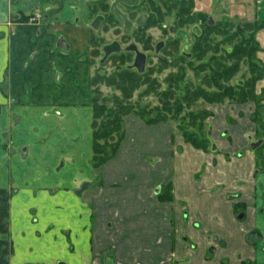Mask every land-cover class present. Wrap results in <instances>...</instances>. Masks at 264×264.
I'll list each match as a JSON object with an SVG mask.
<instances>
[{
  "label": "crops",
  "instance_id": "0c3cea01",
  "mask_svg": "<svg viewBox=\"0 0 264 264\" xmlns=\"http://www.w3.org/2000/svg\"><path fill=\"white\" fill-rule=\"evenodd\" d=\"M90 1L0 0V264H264V102L209 105L208 151L127 115L93 166ZM243 2L264 69V0Z\"/></svg>",
  "mask_w": 264,
  "mask_h": 264
},
{
  "label": "trees",
  "instance_id": "16d2710c",
  "mask_svg": "<svg viewBox=\"0 0 264 264\" xmlns=\"http://www.w3.org/2000/svg\"><path fill=\"white\" fill-rule=\"evenodd\" d=\"M171 1L179 5L176 6V17L179 18L180 24L190 22L189 16L193 17L192 21H201L200 34H194L191 45V57L199 61L194 72L197 83L180 85L182 72L169 79V86L166 89L157 92L156 81L151 80L146 72H132L124 69L106 77L100 74L92 75L91 85L94 88L91 90V164L93 166L105 163L116 153L124 136V118L127 115L138 116L148 124L160 121L175 123L176 131L182 135L186 143L196 149L208 151L211 143L207 129H204V123L212 112L206 108L195 111L191 107L199 100L212 104L226 100L240 103L254 101L256 97L259 99L255 92V85L262 77L263 66L256 58L259 51L256 33L262 23L256 20V22H243V25H238L237 28L242 33L249 32L251 35L247 34L248 36L234 44L232 50L226 51L222 56H211L205 61L209 50L216 51L210 44L211 34L221 32L217 30L216 24L211 25L212 22L208 21L206 14L196 12L191 15L192 0ZM91 2L94 3V6L89 3L91 14L95 15L97 13L95 5L99 1ZM100 6L102 10L107 8L104 2ZM182 13L184 14L180 16ZM241 63H248L252 76L235 85L228 84L239 71ZM99 82L112 85L119 90L120 95L101 97L97 88ZM142 85H145L142 90L144 93H155L159 100L158 105H142L138 101L131 100L133 92Z\"/></svg>",
  "mask_w": 264,
  "mask_h": 264
},
{
  "label": "rangeland",
  "instance_id": "374dc122",
  "mask_svg": "<svg viewBox=\"0 0 264 264\" xmlns=\"http://www.w3.org/2000/svg\"><path fill=\"white\" fill-rule=\"evenodd\" d=\"M111 1L112 0H102L101 2L99 1L98 3H96L95 12L100 13V9L98 7L100 6V4H102V2L106 3L108 6ZM149 1L151 3H149L150 9H148V11L150 12L148 13L147 25L143 29H133L131 35H128L127 37L123 36L122 24L119 21L115 20L113 16H109L106 13H102L104 14V19L96 29L92 28L91 26H84L82 29L77 30L79 31L76 32L77 38L80 39L78 41V46L82 47V49L87 53L88 58L92 62V75L100 74L106 77L113 72L124 70V64L131 62L132 55H130V58L126 61V63L124 62L123 64L119 62L116 63L118 59L115 55L113 57H110L109 60H107L106 58L102 63L99 62L102 56L101 46L103 44L111 42L112 40H117L122 47L129 42L136 43L139 49H142L143 45L145 44H148L150 46V49L146 51L147 59L145 70L146 73L149 74L150 79L156 81L158 85L157 92H161L163 89H166L169 86V79L174 78V75H178L182 72L183 77L182 82L179 83L180 85L184 86L188 83H197L194 72H196L195 69L197 64H199V61L194 57L186 58L184 53H192V47L190 45V42L193 41L194 34L192 31V26L196 23L198 24L199 21H192L193 17L189 16V19L191 20L190 22H184L180 24L178 21L179 18L177 19L176 17V6L178 7V4L173 3L171 0H165V2H163V0H141L142 3ZM192 1L193 3L190 11L191 15H194L196 12L206 14V16H208V18H211L212 20L211 25L216 24L217 30L221 32L220 34H211L210 44L214 49H216V51L209 50L206 53V58L204 59L205 61H207L211 56H222V54H225L226 51L232 50L234 44L238 43V41L250 34L249 32L242 33L237 28L238 25H243V22H256V20L252 18V7L251 3L249 2H243L244 8L249 10V13H244V15H242V13L237 12V10L240 8V4L238 3V1L242 0H214L213 4H220L216 8L215 5L211 6L208 12H202V10L198 7L201 5L205 6L206 2H204V0ZM90 3L94 6V3H92L91 1ZM118 8L124 14H129V10L125 8L123 4H118ZM183 14L184 13L180 14V16ZM112 20H115V23H112ZM90 21H92V17ZM228 22L230 23L228 24ZM198 26H201L200 22ZM254 26L258 27V25ZM258 28L260 29L261 27ZM178 29H182L187 34V38L177 36L176 31ZM159 41H163L165 45L167 44V47L164 50H160L159 52L155 53L154 45ZM256 58H258V53L256 54ZM250 76H252V73L250 72L248 63H241L239 66V71L235 73L228 84L235 85L239 81L246 80ZM144 87L145 85H142L138 89H136L132 94L131 100L134 102L138 101L142 105H158L159 100L157 99L155 93H144L142 91ZM93 88L94 87L92 86V89ZM97 88L101 97H112L114 95H120L118 89H116L112 85H107L106 82H99L97 84ZM255 92L259 99L256 97L254 101L236 103L226 100L221 103L207 104L199 100L191 107V109L196 111L206 108L207 110L211 111L210 109H208L209 105L220 104L228 106L225 107L226 110L235 112L241 109L239 105L246 104V108L247 105H249L250 110H252L254 105L264 102V69L261 79L255 85ZM229 107L231 109H229ZM244 110L245 108L242 111ZM208 118L204 123L205 130H208L209 128ZM173 125L175 128L174 131L177 132L175 123Z\"/></svg>",
  "mask_w": 264,
  "mask_h": 264
},
{
  "label": "flooded vegetation",
  "instance_id": "af4514ba",
  "mask_svg": "<svg viewBox=\"0 0 264 264\" xmlns=\"http://www.w3.org/2000/svg\"><path fill=\"white\" fill-rule=\"evenodd\" d=\"M92 1H102V0H92ZM167 1V0H166ZM114 2V0H112L111 1V3L110 4H108V6H107V8L105 9V10H103L102 11V8H101V6H99L98 8L100 9V13H96L95 15H94V17H93V19L95 18V16L96 15H102L103 16V18H102V20L104 19V14H102V13H106V14H108L109 16H113L114 18H115V20H117V21H119L116 17H115V15L114 14H112L111 12H110V8H111V5H112V3ZM163 2H165V0H163ZM149 3H151L150 1L149 2H144V3H142L141 2V0H137L136 1V3L135 4H132V5H129V4H125V3H123V2H118L117 4H116V7H117V9L119 10V8H118V4H123L124 5V7L125 8H127L129 11V14L127 13V14H124L122 11H120L125 17H126V19L128 20V21H130L131 22V26H130V29H129V31L128 32H126V29H125V26H124V23L123 22H121V21H119L121 24H122V32H123V36L124 37H127L128 35H131V33L133 32V29H135V30H138V29H143L146 25H147V18H148V13L150 12V11H148V9H150V6H149ZM106 4V3H105ZM107 5V4H106ZM166 6V5H165ZM142 9H144V11H142ZM160 11V10H159ZM159 13H161V12H159ZM142 18V19H141ZM92 19V20H93ZM139 19H141V22L140 23H137V20H139ZM101 20V21H102ZM115 20H112L111 22L112 23H115ZM208 21H209V18H208ZM92 22V21H91ZM199 22L201 23V21L199 20ZM199 22H198V24H199ZM210 22V21H209ZM101 23V22H100ZM198 24L196 23V24H194L193 26H192V31H193V33L194 34H200V27L198 26ZM100 25V24H99ZM179 30H182V29H178L177 31H176V35L177 36H181L182 38H187V34L183 31V34H181V35H178L177 34V32L179 31ZM194 34H193V41H194ZM112 41H117V40H112ZM111 41V42H112ZM193 41L192 42H190V45H192L191 43H193ZM111 42H109V43H111ZM118 42V41H117ZM131 43H133V44H135V46H136V49H137V51H139V52H141V53H143L144 54V64H143V70L142 71H139L133 64H134V61H135V57H136V52L134 51V50H129V49H127V46H129ZM106 44H108V43H106ZM106 44H103L102 46H101V50H102V47L104 46V45H106ZM118 44H119V50L118 51H116V52H112V53H110L106 58H107V60H109V58L110 57H113L114 55L115 56H117V61H116V63L117 62H119V63H126V61L130 58V55H132L131 57V62L130 63H126V64H124V68L125 69H127V70H130V71H132V72H146V70H145V64H146V59H147V54H146V51H148L149 49H150V46L148 45V44H145V45H143V47H142V49H139L138 48V46L136 45V43H134V42H129V43H127L126 45H124L123 47L120 45V43L118 42ZM167 47V44L165 45V43L163 42V41H159V42H157L155 45H154V52L155 53H157V52H159L160 50H164L165 48ZM184 55L186 56V58H190L191 57V54L190 53H184ZM103 56H104V52H103V50H102V56H101V58H100V60H99V62L100 63H102L106 58H104L103 59ZM207 133H208V136H209V129L207 130ZM209 139H210V136H209ZM210 143H211V140H210ZM212 145V144H211ZM210 148H211V146H210ZM241 208H235V212L237 213V217H242L243 216V212H241ZM252 231V230H251ZM259 233V232H258Z\"/></svg>",
  "mask_w": 264,
  "mask_h": 264
},
{
  "label": "water",
  "instance_id": "95a60500",
  "mask_svg": "<svg viewBox=\"0 0 264 264\" xmlns=\"http://www.w3.org/2000/svg\"><path fill=\"white\" fill-rule=\"evenodd\" d=\"M137 0H114V2L112 3L111 5V8H110V12L112 14L115 15V17L124 23V26H125V29H126V32L129 31L130 29V26H131V22L128 21L126 19V17L117 9L116 7V4L118 2H123L125 4H129V5H132V4H135ZM142 11H144V9H142ZM103 16L102 15H96L95 18L92 20V22L90 23V26L94 29H96L101 20H102ZM142 19V18H141ZM141 19L137 20V23H140L141 22ZM209 21L211 23V18H209ZM178 35H181L183 34V31L182 30H179L177 32ZM57 44L60 46V47H67V44L65 42L64 39L60 38L57 42ZM127 49L129 50H134L136 52V57H135V61H134V66L139 70V71H142L143 70V64H144V54L137 51L136 49V46L135 44L131 43L129 46H127ZM102 50L104 52V56H103V59L106 58L110 53L112 52H116L119 50V44L117 41H112L111 43H108L106 45H104L102 47ZM84 187V185L82 186V188ZM259 238V233L257 230H252L250 232H248L247 234V240L248 241H255ZM210 250H212V248H210ZM113 262V258L110 256V255H107L106 258H105V263L104 264H112Z\"/></svg>",
  "mask_w": 264,
  "mask_h": 264
}]
</instances>
